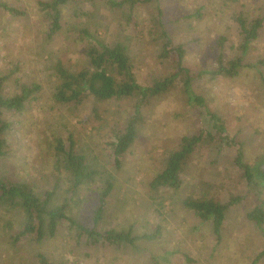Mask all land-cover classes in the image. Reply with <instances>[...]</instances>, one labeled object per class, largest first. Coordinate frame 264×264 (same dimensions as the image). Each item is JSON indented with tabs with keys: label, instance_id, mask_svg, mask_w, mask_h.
Listing matches in <instances>:
<instances>
[{
	"label": "rangeland",
	"instance_id": "obj_1",
	"mask_svg": "<svg viewBox=\"0 0 264 264\" xmlns=\"http://www.w3.org/2000/svg\"><path fill=\"white\" fill-rule=\"evenodd\" d=\"M41 1L50 0H0L26 12L13 17L0 9V76L11 75L3 93L17 92L15 79L42 86L38 99L24 115H9L14 122L8 137L10 154L0 160V172L36 191L57 188L55 203H63L70 196L65 182H58L54 174L51 148L57 138L68 144L73 134L76 150L108 175L98 177L74 197L68 214L93 226L94 212L110 175L114 188L105 199L98 230L127 231L132 227L137 235H151L157 229L160 234L155 240L140 241L135 249H93L79 245L74 231L63 226L56 237L44 243L23 239L13 246V230L19 227L20 218L11 213L4 217L10 227L4 228L1 222L0 264H36L39 253L53 264H252L257 258V264H264V230L246 217L260 199L264 200V188H249L243 170L235 164L239 149L250 165L264 157V68H245L234 78L213 79L206 74L218 67L220 54L225 62L242 56L246 64L264 60V28L243 55L240 28L233 18L241 12L250 19L264 17V0H139L132 16L126 8L112 10L106 0H95L94 6L64 8L63 31L51 41L46 37L50 22ZM74 15L79 17L74 19ZM73 26L87 28L109 43L123 42L136 79L145 87L176 70L173 61L159 56L161 35L167 32L173 45L184 46V66L194 77L195 94L202 96L205 104H188L180 85L148 103L135 144L122 157L121 167H115L108 143L130 119L134 100L99 102L89 97L78 107L53 100L58 81L52 60L62 59L72 72L89 64L86 41L76 40ZM209 113L223 118L229 146L206 141L187 159L180 190L151 191L150 183L184 136L202 131L215 134ZM188 196L222 203L238 199L227 213L220 241L210 223L183 205Z\"/></svg>",
	"mask_w": 264,
	"mask_h": 264
},
{
	"label": "trees",
	"instance_id": "obj_2",
	"mask_svg": "<svg viewBox=\"0 0 264 264\" xmlns=\"http://www.w3.org/2000/svg\"><path fill=\"white\" fill-rule=\"evenodd\" d=\"M147 1L149 0L144 2ZM95 2V0L39 2L50 22L47 40L51 41L62 33L64 8L75 5L85 6L88 3L94 6ZM106 2L112 10L121 11L126 8L129 12L128 16H132L135 7L141 1L106 0ZM0 9L13 17L26 15L25 11L9 6L7 3H0ZM75 17H79V15H74V19ZM233 18L240 28L242 37L240 50L245 55L251 44L259 38L261 30L264 28V17L250 19L241 12L235 14ZM71 32L77 34L78 39L76 40L86 41V55L89 64L79 72H72L67 69L62 59H57L55 62L52 60V69L58 81L54 85L53 100L58 104H73L74 107L82 105L89 97L99 102L134 100V110L130 119L123 129L115 133L113 141L108 143L110 146V150H108L114 156L115 167H121L122 157L135 144L143 108L148 103L162 98L180 85L188 104L198 106L205 104L204 98L195 94L193 90L194 77L191 71L184 66L186 55L184 46L173 45L167 32H163L161 35L159 56L164 61H173L176 70L166 77L155 79L153 85L147 87L138 83L134 73V65L128 55L127 46L123 42L109 43L103 41L89 29L78 26H73ZM217 61L218 67L206 72L213 79L219 76L234 78L245 68L257 70L264 68V60H258L255 64H246L243 56L225 62L223 55L220 54ZM10 78L11 75L0 76V160H4L10 154L8 137L14 122L9 119V115H24L42 91V86L38 83H22L20 79H15L17 92L13 95H6L3 93V88ZM94 112L98 114L96 108ZM209 114L216 130L215 134L202 131L197 135L184 136L179 146L166 158L163 170L150 183L151 191L158 193L168 189L180 190L185 183L187 159L206 141L219 142L229 146V135L223 118L213 113ZM66 142L62 138H57L55 146L51 148L54 158V174L58 175V182H65L67 194L70 196L63 203H55L57 188L52 191H36L28 183L19 179L11 180L3 171L0 172V227L4 217L8 214L14 213L20 218L19 227L13 230L12 245L17 246L23 239L35 241L38 244L44 243L46 240L56 237L63 226L74 231L79 245L93 249L113 248L124 251L137 248L140 241L155 240L160 234L159 229L151 235H137L132 227L127 231L98 230L96 224L103 214L105 199L114 188L110 175L106 179L107 187L101 194L99 205L94 212L93 226L68 214L67 210L72 205L73 198L77 197L86 187L96 183L98 177L105 178L108 172H101L94 168L88 156L76 150L73 134L69 136L68 144ZM233 143H235L234 139ZM235 164L243 170V177L249 188H255V190L264 188V157L254 165H250L244 161V152L239 149ZM258 196L260 195L258 194ZM237 202L238 199L235 198L229 203H222L213 198L202 200L188 196L183 200V205L193 211L203 222L210 223L214 235L220 241L227 213L230 207ZM246 217L257 228L264 230V200L260 199V203L248 211ZM10 226L9 222L4 221V228ZM258 260L259 258L255 259L252 264H257ZM36 264L53 263L47 255L39 253L36 256Z\"/></svg>",
	"mask_w": 264,
	"mask_h": 264
}]
</instances>
